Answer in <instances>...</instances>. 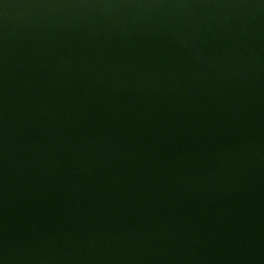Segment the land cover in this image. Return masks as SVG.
<instances>
[{
	"label": "water",
	"instance_id": "water-1",
	"mask_svg": "<svg viewBox=\"0 0 264 264\" xmlns=\"http://www.w3.org/2000/svg\"><path fill=\"white\" fill-rule=\"evenodd\" d=\"M0 264H264V0H0Z\"/></svg>",
	"mask_w": 264,
	"mask_h": 264
}]
</instances>
